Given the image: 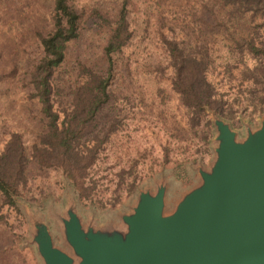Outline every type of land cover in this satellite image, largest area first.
<instances>
[{"label": "trees", "instance_id": "obj_1", "mask_svg": "<svg viewBox=\"0 0 264 264\" xmlns=\"http://www.w3.org/2000/svg\"><path fill=\"white\" fill-rule=\"evenodd\" d=\"M162 1L50 0L47 25L34 31L24 73L43 128L28 150L16 130L8 132L0 149V264H12L13 252L28 255L21 264L39 260L35 247L22 240L24 215L17 205L27 183V163L59 169L80 201L95 194L91 170L116 129L111 121L102 124L99 115L115 93V71L128 65L121 53L134 38L147 39L154 77L177 94L189 128L211 112L229 124L237 111L241 117L264 112V0H185L192 1L188 6L173 0L161 6ZM84 8L107 30L95 62L75 58L65 75L68 46L84 27ZM138 27L141 34L136 35ZM143 58L147 61V55ZM121 172L120 181L125 169ZM135 186L131 176L127 192ZM14 220L18 232H13Z\"/></svg>", "mask_w": 264, "mask_h": 264}, {"label": "rangeland", "instance_id": "obj_2", "mask_svg": "<svg viewBox=\"0 0 264 264\" xmlns=\"http://www.w3.org/2000/svg\"><path fill=\"white\" fill-rule=\"evenodd\" d=\"M173 1L174 4L181 2L187 6L192 2ZM166 2L162 1L161 6H166ZM174 4L169 3L171 7ZM49 5L50 0H0V149L8 132L16 130L28 150L43 128V115L35 99L28 95L24 73L28 68L27 54L35 46L34 31L46 27ZM157 6L160 7V4ZM84 9L82 33L68 46L64 64L69 72L65 75L71 72L70 62L75 58L95 62L99 57L100 40L107 30L87 16L88 8ZM135 34H141L139 27ZM146 44V38L143 43L134 38L130 46L123 50L121 56L128 65L115 71V93L100 112V122L105 125L111 121L116 129L99 152L91 170L97 182L92 199L80 201L59 169L38 168L31 162L27 163L26 187L17 198V205L24 215L20 225L23 241L30 239L26 210L46 223L55 245L68 250L54 215L55 212L63 213L68 197L73 199L82 225L90 220L96 226L118 223V214L127 211L134 203L139 189L149 187L154 191L155 181L163 180L166 183L164 212H168L180 195L198 182L196 167L209 166L213 157L211 138L214 134L210 114L203 118L201 124L192 128L186 125L184 109L177 94L166 81L154 77L153 67L148 61L151 52L145 49ZM144 55H147V61ZM214 76L216 81L220 79L219 72ZM263 116L264 112L241 117L237 111L230 126L235 130L236 137H242L244 122L256 128ZM206 118H209L208 124L204 123ZM123 168L125 173L120 181ZM128 170L129 174L126 173ZM131 176L136 178V186L127 192ZM8 217L13 219L10 213ZM13 224V232L20 231L18 221L14 220ZM27 259L28 255L24 253L13 252L10 255L12 264H21ZM36 264H41V261L37 260Z\"/></svg>", "mask_w": 264, "mask_h": 264}, {"label": "water", "instance_id": "obj_3", "mask_svg": "<svg viewBox=\"0 0 264 264\" xmlns=\"http://www.w3.org/2000/svg\"><path fill=\"white\" fill-rule=\"evenodd\" d=\"M213 157L199 179L164 212L166 183L139 189L118 223L82 225L68 197L55 212L64 250L26 210L29 243L41 264H264V116L242 137L210 113ZM113 223V224H112ZM106 224V223H105Z\"/></svg>", "mask_w": 264, "mask_h": 264}]
</instances>
